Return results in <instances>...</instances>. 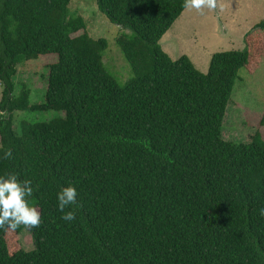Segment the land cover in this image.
<instances>
[{
  "label": "trees",
  "instance_id": "obj_1",
  "mask_svg": "<svg viewBox=\"0 0 264 264\" xmlns=\"http://www.w3.org/2000/svg\"><path fill=\"white\" fill-rule=\"evenodd\" d=\"M72 1L0 0V157L12 152L0 177L31 181L42 220L14 231L29 250L0 229V264H264V139L223 137L239 73L260 61L250 38L202 73L160 44L184 0H95L125 30L117 45L133 74L122 83ZM51 54L44 101L32 102L18 68ZM68 186L71 222L58 208Z\"/></svg>",
  "mask_w": 264,
  "mask_h": 264
},
{
  "label": "rangeland",
  "instance_id": "obj_2",
  "mask_svg": "<svg viewBox=\"0 0 264 264\" xmlns=\"http://www.w3.org/2000/svg\"><path fill=\"white\" fill-rule=\"evenodd\" d=\"M219 3L223 5V11L219 8L214 11L205 9L201 15L195 10H185L160 44L173 60L188 56L200 72L207 73L212 55L244 50L250 38V50L260 61L254 70L244 68L239 73L226 112L223 137L227 141L242 144L260 132L264 139V31L256 28L264 21V0H219ZM70 11L85 19L87 32L92 38H105L108 41L104 62L111 66L118 80L123 83L131 78L132 69L117 45V39L125 30L111 23L98 10L95 0H73ZM56 60L54 54L42 55L37 60L21 65L15 77L18 91L19 82L32 91V102L42 103L47 88L48 65ZM2 95L0 83V101ZM5 115L0 114V118ZM14 115L17 124L19 119ZM17 115L24 117L22 112ZM15 235L14 231L12 235L9 234L11 243L15 242ZM20 238L25 250L32 248V238L27 231H23ZM20 238L18 236L19 246Z\"/></svg>",
  "mask_w": 264,
  "mask_h": 264
},
{
  "label": "clouds",
  "instance_id": "obj_3",
  "mask_svg": "<svg viewBox=\"0 0 264 264\" xmlns=\"http://www.w3.org/2000/svg\"><path fill=\"white\" fill-rule=\"evenodd\" d=\"M185 10H195L201 15L205 9L214 11L219 8L223 11V5L219 0H184L182 5ZM11 150H5L0 159H10ZM33 195L30 180L19 181L16 175L0 177V229L15 231L18 228L34 229L41 226V215L35 207L29 206L28 197ZM77 191L73 186L63 188L58 193V208L63 213L62 219L73 221L76 213L73 210L65 212L66 208L77 206ZM264 217V208L259 209Z\"/></svg>",
  "mask_w": 264,
  "mask_h": 264
}]
</instances>
